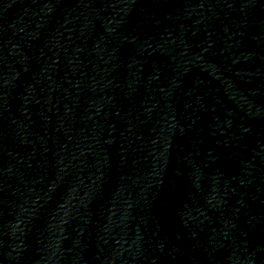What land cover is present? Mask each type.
<instances>
[{"label": "water", "instance_id": "obj_1", "mask_svg": "<svg viewBox=\"0 0 264 264\" xmlns=\"http://www.w3.org/2000/svg\"><path fill=\"white\" fill-rule=\"evenodd\" d=\"M264 56V0H0V139Z\"/></svg>", "mask_w": 264, "mask_h": 264}]
</instances>
